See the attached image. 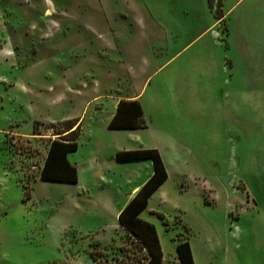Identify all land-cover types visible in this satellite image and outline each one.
I'll use <instances>...</instances> for the list:
<instances>
[{
  "label": "rangeland",
  "instance_id": "rangeland-1",
  "mask_svg": "<svg viewBox=\"0 0 264 264\" xmlns=\"http://www.w3.org/2000/svg\"><path fill=\"white\" fill-rule=\"evenodd\" d=\"M249 1L232 10L224 82L230 28L208 30L207 0H0L18 61L0 67V264H143L119 215L154 165L117 154L144 149L168 174L140 215L162 264H180L179 239L195 264H264V12L240 16ZM141 92L147 128L111 130L119 99ZM36 119L38 139L3 131ZM54 119L80 120L76 184L38 177Z\"/></svg>",
  "mask_w": 264,
  "mask_h": 264
},
{
  "label": "trees",
  "instance_id": "trees-1",
  "mask_svg": "<svg viewBox=\"0 0 264 264\" xmlns=\"http://www.w3.org/2000/svg\"><path fill=\"white\" fill-rule=\"evenodd\" d=\"M208 2L210 9L214 10L216 19L223 21L224 14L221 12L222 0H208ZM79 122L80 120L66 121L51 126L54 129L59 128L57 134H55L59 137L56 139L49 138V143L46 146L47 156L43 167L39 171V178L56 183L76 184L78 182L77 168L69 162L68 155L78 150V140L81 133V124L79 125ZM109 128L111 130L127 131L146 129L147 123L141 103L138 100L119 101ZM117 160L120 162L151 160L153 162V175L120 213L119 223L143 252L146 253V260L143 264H162L163 252L156 228L151 223L140 218L142 212L147 209L151 197L168 179L167 170L161 155L155 149L124 151L117 154ZM177 259L180 264H195L188 240L179 239Z\"/></svg>",
  "mask_w": 264,
  "mask_h": 264
},
{
  "label": "crops",
  "instance_id": "crops-1",
  "mask_svg": "<svg viewBox=\"0 0 264 264\" xmlns=\"http://www.w3.org/2000/svg\"><path fill=\"white\" fill-rule=\"evenodd\" d=\"M208 1V0H207ZM243 0H237L235 2V4L229 9V10H226L227 8L225 7V0H222V6H221V12L224 14V19H226L228 21V24H229V28H230V35L228 37H225L224 39V36H223V39L222 41L224 40V52H225V56L222 60L218 59L216 60L217 62H215L217 65V68L219 70H222V75H223V78H224V82L227 81V74H228V68H227V58H226V51H227V48H228V45H227V41H228V38L232 36V33L234 32V23L232 21V15L234 12H232V10L235 9L236 6H238L239 3H241ZM208 5H209V2H208ZM209 9H210V6H209ZM256 10H260V12H264V0H250L249 2H247V4L245 6H243L241 12H239L238 14L240 16L242 15H245V14H251V12H254ZM211 13H213L214 10H211ZM232 12V13H231ZM215 16V15H214ZM215 18V21L213 22V24H211V26L208 28V30L210 31L215 25H220L222 20H217L216 17ZM237 18V17H236ZM236 23H237V20H236ZM213 31H211V33H213ZM4 34V32H3ZM3 36V35H2ZM6 40H4L2 38V40L0 41V67H3L5 65H10V68L15 65V63H18L17 61V49L15 47V43L14 41L13 42H10V37H5ZM215 42L217 41H220V36L219 34H215L212 38ZM12 40V39H11ZM16 56V57H15ZM232 63V62H231ZM0 71H2V68L0 69ZM233 75V74H232ZM231 75V76H232ZM210 78L213 79V76L210 75ZM17 77L14 78V82L15 84L17 83ZM17 86V84L15 85V87ZM23 95H25L26 97L30 95V90L27 88V87H24L22 86L21 87V90H19ZM141 95H142V92L141 93H138V94H134V95H131V96H128L126 98H120L119 101L121 100H128V101H134V100H138L140 103H141ZM56 96V95H55ZM57 98V99H56ZM55 100L58 104H63V102H65V95L64 94H61V93H58L57 96H56ZM16 100H19V97L16 96L15 97ZM50 101V100H49ZM119 101L117 102V105L119 103ZM51 102H49L50 104ZM117 109V107H116ZM116 112V111H115ZM114 116V115H113ZM57 119H54V121H52L51 123L52 124H49L47 126L50 127L52 125H56V121ZM60 120V119H59ZM63 120V119H62ZM38 123V119H36L35 121H33V129L32 131H27L26 133H20V132H17V131H14V130H10V131H6V130H3L7 135L8 134H11L13 136H16V137H23V138H34L36 137L34 135V132H35V124ZM43 126H46L45 124H43ZM43 126L40 127V129L43 128ZM48 130H52L51 128H48ZM115 131H124V130H115ZM6 135V136H7ZM52 138L55 139V137L53 136H50ZM59 137V136H56V138ZM146 161V160H145ZM153 171H154V166H153ZM153 175V173H152ZM151 175V176H152ZM150 178V177H149ZM139 189L138 187L135 188L133 190V193ZM137 193V192H136ZM135 193V194H136Z\"/></svg>",
  "mask_w": 264,
  "mask_h": 264
}]
</instances>
